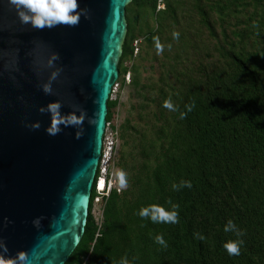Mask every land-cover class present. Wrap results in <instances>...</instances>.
<instances>
[{
  "label": "trees",
  "instance_id": "trees-1",
  "mask_svg": "<svg viewBox=\"0 0 264 264\" xmlns=\"http://www.w3.org/2000/svg\"><path fill=\"white\" fill-rule=\"evenodd\" d=\"M161 1L157 10L158 0H131L125 11L120 87L128 73L143 121L119 129L117 167L129 186L111 191L101 226L91 214L93 190L84 234L65 264H119L122 257L130 264H264V0ZM145 58L158 63L156 80H142L136 61ZM169 98L176 111L163 107ZM117 104L108 100V124ZM182 180L192 187L174 190ZM151 204L178 205L179 222L141 218ZM229 220L243 236L224 231ZM160 234L166 247L155 241ZM236 239L244 241L240 255L230 256L223 244Z\"/></svg>",
  "mask_w": 264,
  "mask_h": 264
},
{
  "label": "water",
  "instance_id": "water-1",
  "mask_svg": "<svg viewBox=\"0 0 264 264\" xmlns=\"http://www.w3.org/2000/svg\"><path fill=\"white\" fill-rule=\"evenodd\" d=\"M130 1L79 0L85 15L78 25L36 29L0 0V241L7 244L6 258L25 251L28 264H65L82 239ZM49 83L52 92L45 94ZM56 101L63 114L75 112L83 122L51 135V117L40 109Z\"/></svg>",
  "mask_w": 264,
  "mask_h": 264
},
{
  "label": "clouds",
  "instance_id": "clouds-1",
  "mask_svg": "<svg viewBox=\"0 0 264 264\" xmlns=\"http://www.w3.org/2000/svg\"><path fill=\"white\" fill-rule=\"evenodd\" d=\"M8 4L11 5L18 16L20 22L25 25H31L36 29H51L59 25L75 26L81 21V17L85 15V10L80 7L79 0H8ZM179 32H174L173 37L179 39ZM155 39V47L158 54L164 50L163 44L160 42L159 37ZM59 59L58 55L53 56V60ZM58 73H53L52 79L56 78ZM45 94H51V84H45L43 86ZM163 107L171 111H176V107L172 100L169 98L163 103ZM188 111L192 110L194 105L186 106ZM62 105L60 102H52L46 108H41L40 111L47 112L51 117V124L48 128V132L51 135H55L60 132L61 125L68 127L81 124L83 122V116H78L75 112L63 114L61 111ZM186 113H181V118L185 117ZM34 127H39V124H35ZM116 178L118 181V190H125L128 188L127 173L120 169L116 172ZM173 189L179 191L182 188H191V181L182 180L179 184H173ZM171 204V201H169ZM179 206L172 204L171 209H166L159 204H151L146 207H142L138 215L144 219H150L153 223L160 224H176L179 222ZM225 232H235L237 237L243 236V231L237 228L234 221L229 220L224 228ZM198 238L204 237L199 233L195 234ZM155 241L163 246H167L162 234L155 237ZM244 243L242 239L229 240L223 244V248L230 256H239L241 252V245ZM0 264H28L29 257L25 251H20L15 257L6 258L3 253H7V244L0 241ZM119 264H130L127 257H122Z\"/></svg>",
  "mask_w": 264,
  "mask_h": 264
},
{
  "label": "rangeland",
  "instance_id": "rangeland-1",
  "mask_svg": "<svg viewBox=\"0 0 264 264\" xmlns=\"http://www.w3.org/2000/svg\"><path fill=\"white\" fill-rule=\"evenodd\" d=\"M140 42H141V38H138V41L134 42V44H133V46L135 48L134 49L135 59H137L138 55L141 53L139 50ZM146 58L149 59V57H146ZM146 58L143 61H141V60L136 61L137 63H140V64L142 63V67L144 68L141 71L142 80L144 81V78H146L148 76H152L156 80L158 75H159L158 63H151ZM151 65L154 67L153 73L149 69V67ZM124 66L128 68L131 66V63L126 62L124 64ZM128 75L129 74L126 73L122 77L124 79V83H125L123 87H120V79H118L117 83L113 87L111 97H110V100H112V101L117 100L118 101V104L114 110L113 119L108 124L107 131H106V137H105V143L107 145H110L108 147L106 146L108 156L105 158L110 159V157L112 156V160L110 161L111 166L109 168V173L112 171L115 172L113 174V179L116 178L115 174L119 170L117 167V161H118V157H119V152H120L121 147H122L121 141L119 139L120 127L122 125H124L125 122H127V121H129L132 125L138 126V128H140L142 123H143V121L141 122L140 120H138V117H137V115L140 111V109H138V105L140 104V101L137 98V96L135 95V91H134L133 87L130 85L131 79L128 77ZM109 148H112L111 151H108ZM125 149L128 152L132 151L131 145L126 146ZM103 161H104V163H106V159H103ZM114 163L116 166L113 165ZM112 166H113V168H112ZM115 181H117V178L115 179ZM117 183H118V181H117ZM97 208L98 209L95 212L96 220L100 218V215L97 214L99 207H97Z\"/></svg>",
  "mask_w": 264,
  "mask_h": 264
},
{
  "label": "built area",
  "instance_id": "built-area-1",
  "mask_svg": "<svg viewBox=\"0 0 264 264\" xmlns=\"http://www.w3.org/2000/svg\"><path fill=\"white\" fill-rule=\"evenodd\" d=\"M163 7H164V5H163L162 1L158 0L157 10H161V9H163ZM128 77H129V75H128ZM107 127H108V123L106 125V130H105V134H104V138H103V144H102L101 157L99 159L97 172H96V176H95V180H94L93 190L95 191V197H94L93 202H92V210H91V214L93 215L95 222L98 226H101V223H102V207H103L104 201L108 198L111 191H113L114 189L118 192L120 191V190H118L117 181H115V179H113V174L115 172L112 171L109 173V168L111 166L110 161L112 160V156L110 157V159L105 158L108 156L106 146L107 147L110 146V145H107L105 143ZM111 149L112 148H109L108 151H111ZM103 159H106V163H104ZM112 168H113V166H112ZM90 205H91V202H90ZM97 207H99L97 214L100 215V218L96 220L95 212L98 209Z\"/></svg>",
  "mask_w": 264,
  "mask_h": 264
},
{
  "label": "bare ground",
  "instance_id": "bare-ground-1",
  "mask_svg": "<svg viewBox=\"0 0 264 264\" xmlns=\"http://www.w3.org/2000/svg\"><path fill=\"white\" fill-rule=\"evenodd\" d=\"M116 179V178H115Z\"/></svg>",
  "mask_w": 264,
  "mask_h": 264
}]
</instances>
